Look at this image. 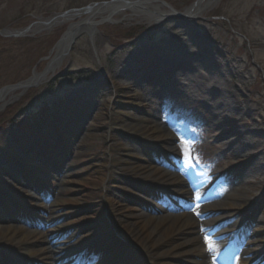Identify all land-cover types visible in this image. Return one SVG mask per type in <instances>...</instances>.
Returning a JSON list of instances; mask_svg holds the SVG:
<instances>
[{"label":"rangeland","instance_id":"rangeland-1","mask_svg":"<svg viewBox=\"0 0 264 264\" xmlns=\"http://www.w3.org/2000/svg\"><path fill=\"white\" fill-rule=\"evenodd\" d=\"M108 1L0 0V30L21 31L55 13ZM151 1L170 13L151 25L134 15L132 8L105 23L101 21L106 20V15L97 17L95 22L99 23L94 29L83 30L45 84L14 91L5 98L0 108V168L10 176L0 170V184L10 186L14 194L0 188V226L43 230L39 225L47 220L55 228L70 224L60 238L63 242L71 237L69 248L79 249L83 240L93 247L102 245L101 255L117 257L115 264H147L140 245L128 243L132 250L121 247L115 229L107 228L112 219L105 214V199L125 200L128 210L142 215H161L153 207L155 204L165 213L209 219L197 216L200 210L188 198L162 189L152 190L153 193L133 189L129 180L123 178L125 184L121 185L135 194L116 186L107 188L101 181L107 175L102 163L116 139L140 155L147 148L151 162L165 170L172 166L173 173L182 179L183 170L189 167L198 169L199 174L214 176V188H229L232 195L219 199L214 198L213 189L202 195L198 183V194L194 193L191 200L199 195L198 205H209L212 200L235 205V211L223 207L214 215L224 217L218 229L240 230L232 240L235 255L245 241L264 240V229L255 233L256 225L249 221L252 215L264 218V193L260 194L264 188V0H216L197 17L185 13L197 0ZM84 18L30 29L21 38L0 39V89L24 81L34 72L41 73L68 26ZM141 52L157 53L164 64L149 67L147 56L135 59L134 55ZM118 60L127 72L119 74L115 70ZM170 61L190 66L198 80L191 81L187 73L184 80L178 66L167 65ZM127 80L135 82L132 90ZM203 86L208 88L205 94ZM221 86L223 89L219 90ZM131 97L139 99L140 110L129 103ZM207 98L221 103L220 112L213 114ZM229 100L237 106L235 111ZM129 113L136 118L155 113L153 122L159 125L168 120L173 132L165 147L171 150L145 146L140 138L117 129L109 131L112 121L132 123L126 121L125 114ZM91 124L92 135L83 138ZM241 130L247 131L241 136L250 138L253 146L243 147L241 136L237 137ZM239 146L240 153L235 150ZM96 164L99 166L93 167ZM71 173L73 177L69 176ZM243 177L250 183L241 184ZM254 181L261 187L257 191ZM36 196L43 209L29 204L31 199L36 202ZM251 200H255L252 207L247 205ZM55 201L57 207L51 208ZM130 224L128 220L125 225ZM117 231L124 230L117 227ZM214 232L202 230L196 235L199 264L209 262L210 249L213 255L221 250L219 243L226 237ZM252 243L247 248L262 251L260 262L264 248Z\"/></svg>","mask_w":264,"mask_h":264},{"label":"bare ground","instance_id":"bare-ground-1","mask_svg":"<svg viewBox=\"0 0 264 264\" xmlns=\"http://www.w3.org/2000/svg\"><path fill=\"white\" fill-rule=\"evenodd\" d=\"M215 1L216 0H203L193 8L187 10L186 15L190 17L201 15V13L205 11V9L212 5ZM124 2L116 4L115 6H112L111 8H108L106 10H100L98 14L94 13L88 15V17H86L89 18L88 23L83 27L91 29L90 25L95 24V19L97 17L106 15L107 18L111 19L117 14H125V11L129 8H132L131 12L134 15L140 17L149 25L159 21L162 17H166L170 13L167 10L162 9V6L154 4L151 0H124ZM128 4H130V7ZM127 17L129 18L130 16ZM64 49L65 47L63 45L62 47L54 51L53 56H55V59H57L58 56L62 55ZM134 56L136 60L139 57L147 56V62L149 67H158L160 64H164L161 59L162 57H158L157 53L141 52V54L139 53V55L136 54ZM61 63L62 60L59 61L58 64L57 61L52 63L49 70L46 71V73L40 77L35 74V78L33 80V82H35L34 85L41 86L45 84L49 80V78L55 74L56 70L58 69ZM120 64L121 63L118 60L116 63L115 70L118 71L119 74L127 72V70L124 69L123 66ZM183 64L182 62L179 63L176 61H170L167 65H172V67L174 68H176L175 65L178 66L180 69V74L182 73V75L184 76V80H186L187 73L191 81H197L198 76H195V73H192V71H190V66L188 67L186 66V64ZM138 65L140 66V64ZM139 68L140 70L144 71V67L140 66ZM128 69H130L129 71L132 72H135L137 70H134L133 68ZM134 84L135 82H133L132 80H127V86L129 87V89L132 90ZM222 89L223 88L221 86L219 90ZM206 91H208V88L204 87V94ZM8 93L10 94V92H4L1 95L0 106L4 103ZM138 100L139 99L136 97H131L129 103L132 104L136 109L140 110L142 107L139 104ZM206 101L207 104L210 105L209 108L212 109L213 114H216L218 111L220 112L222 107V105H220V102L212 98H207ZM229 104L232 105L234 104V102L229 100ZM87 105L91 106V103H88ZM231 107V110L233 111L237 109V106H235V104ZM244 114L246 115L248 113L245 112ZM125 117L127 118L126 121H132V123L134 124L126 122L116 124L112 121L111 124H109L108 126L109 131L117 129L122 133L126 134L127 136L140 138L143 144H145V146H152L158 150H165L166 152L171 150H166L165 147V143L169 140V137L172 136L173 132L172 124L169 123L168 120H163L160 125L158 123H154L153 120L155 118V113H152L151 117L144 118H136V116L132 115L131 113L125 114ZM93 129L94 124H91L86 130V133L83 138L91 136ZM246 133L247 131L241 130V132L238 133L237 137L239 138L242 134ZM82 139H78L79 142L82 143ZM239 140L240 142L242 141L243 147H248V145H254L251 139L247 136H241V139L239 138ZM114 142L115 143L109 146L107 157H105L102 163L107 170V175H104L101 178V181L107 188H113L116 186V189H120L125 193L135 194L133 192L134 190L129 191L128 186L124 187L121 185L125 184V182L121 179L123 178L129 180V184L133 189L137 188L139 190H143L144 192L151 193H153V191H160L162 189V192L166 191L175 195L176 197L188 198L191 203H197L196 200H191L193 197H191L192 194L190 192L193 191V188L196 186V182L200 183V181L203 179L202 175L200 177L197 172L193 173L187 170L189 172V175H185V180H182L177 176L176 173H173L172 166H170L171 170H165L158 164L151 162L147 148L145 149V154L140 155L137 152H134L131 146H127L124 143L117 142L116 139ZM238 148L240 149V146L237 147V149L235 148V150L240 153V151H238ZM98 166V164L93 165V167ZM261 166L264 170V159ZM0 170L3 173H8L2 168H0ZM9 170L11 172L13 171V169ZM116 174L118 175L117 177L114 176ZM7 175L10 176L9 173ZM73 175L74 173H71L69 176L73 177ZM254 179L256 178L253 177V180ZM215 181L216 178L211 177L209 178V181H206L207 183L204 182L206 184L204 185V190L202 191V193H205L208 187L213 185ZM240 182L241 184H243L244 182V184L250 183L246 182V180L244 181V177L240 180ZM132 183H134V185ZM252 184L256 188V191L261 188L256 186V181H254ZM0 188L3 191L8 192L9 194H14L12 192L11 187L8 185L2 186V184H0ZM261 190L262 191H260V194L264 193V188H261ZM143 194L149 196L150 193ZM195 194L198 193L195 192ZM230 195L232 194L229 193V188L223 187L215 190L214 198L218 196L219 199H221V197H226L227 199V197H229ZM143 198L147 199L148 197ZM32 200L33 199L29 201V204L32 207L41 209L44 208V205H42V203L39 201L40 199L38 198V196L34 198L36 202ZM212 201L213 202L209 205L196 207V209L200 210L199 212L203 213L205 217H209V219L206 220H199L193 218L190 215L187 216L181 213H165V211H162L161 209L157 208L154 203H152L154 204L153 207L155 208V210H158L161 215H142L141 213H138V211H136L138 213L137 214L132 210H128L129 207L127 206V204L124 203L126 202L125 200L105 199V214L108 218H111L113 220H111L109 226L107 225V228L115 229L116 232L113 230L114 233L118 234L121 238V247H126L128 250H132L130 246H128V243L132 242L140 245L141 254L145 257L147 264H199L196 261V259L200 256L198 253H196V249L198 248V238L196 235L198 231L209 229H214V234L216 233V236H224L226 238L224 241L219 243V247L221 248V250L217 253V257L210 256V261L208 264H259V257L260 255H262V251L259 252L257 249L247 248V246L252 243V240L245 241L244 247L242 249H239L238 255L235 256V248L233 247L234 243L232 240L236 231L234 232V230H231L230 232L229 227L226 229H218L221 228L223 223L221 221L224 217H216L214 215L219 210H222L223 207H228L231 210L235 211V205L233 203H220V200ZM254 202L255 200H251L247 203V205H250V207H252L254 206ZM241 203L242 205H246V203L242 201ZM57 205L58 201H55L52 204L51 208L55 206L57 207ZM242 205H239L240 207L238 208L242 209ZM252 216L253 218L251 217L249 221L256 225L254 226L255 233L263 232L264 218L258 219V216ZM226 218H228V216L225 217V219ZM128 220L131 221V224L125 225L127 224ZM47 221L48 222L39 225L40 228H43V230L37 229L38 227L30 230L25 229L21 226H13L10 224L0 226V251L1 253H3V257L0 259V264H10L9 261L7 262L4 259L5 256L6 258H12V263L14 264H67V257H65V255H62L64 254L63 250L68 251V255L70 256L68 257L69 263L74 264L75 260L79 259L81 250L84 249L86 246H88L89 248L92 247L88 249L87 252L90 254L95 253L97 251H100V253L104 251L102 250V247H100L102 245L98 246L96 244L97 246L93 247L92 244H89L86 241L83 242V240L79 242V246L81 247L80 249L77 248V250L71 251L72 248H68L67 243L68 241H70L71 237L66 238L65 242L59 241L60 238L64 236L67 226L68 228L70 227V224L55 228L54 226H52L51 220ZM249 221L248 224H251ZM116 226L118 228L123 229V233L117 231ZM261 240L260 242L254 241L252 244L254 246L258 244L263 250L264 240ZM47 244L50 249H47ZM138 255L140 256L139 253ZM247 255L249 256L245 257ZM108 258L111 257L102 256L101 259L96 261L95 264H105ZM119 264H121V262H119Z\"/></svg>","mask_w":264,"mask_h":264},{"label":"water","instance_id":"water-1","mask_svg":"<svg viewBox=\"0 0 264 264\" xmlns=\"http://www.w3.org/2000/svg\"><path fill=\"white\" fill-rule=\"evenodd\" d=\"M201 1L203 0H197L196 2H194L189 8L186 9L189 10L191 8H193L194 6H196L197 4H199ZM124 0H111L109 2H103V3H95V4H91L87 7L78 9V10H69L67 12H64L62 14H56L53 18L46 20L45 23L42 24H34L32 27H36L38 25H42V26H46V27H51L53 25H55L58 22H63V21H67L70 20L72 18H76L79 17L81 15H86L88 17V15L90 14H98V12L100 10H106L108 8H111L112 6H115L116 4H120L123 3ZM125 3V2H124ZM185 11V12H186ZM188 16V15H187ZM91 17V16H90ZM88 19L89 18H85L81 21H79L78 23L74 24V25H70L66 32L61 36V38L58 40V42L56 43V45L54 46V48L52 49L51 52L55 51L56 49H59L60 47H62L64 45L65 49L62 53V55L58 56L57 59H55V56L50 60V62L47 64L46 68L44 69V71L42 72V74L37 75V76H42L46 73V71L49 70V68L51 67V64L57 61V64L59 63V61H61L65 56L68 55L72 45L74 44L75 40L80 36V34L83 32V30H87L86 27H83L84 25H86L88 23ZM108 20H110L109 18H107L106 20H102V23L107 22ZM98 24L95 23L94 25L91 24V29H94V26ZM89 25V24H88ZM29 32V28L21 31V32H17L16 34H11L9 32L6 31H0V36H6V37H23L25 34H27ZM35 78V75L33 74V76L24 81V82H20L16 85L13 86H9V87H4L0 90V97L4 92H8V91H12V90H17V89H22V91H25L27 88L32 87V86H36L34 85L35 82H33Z\"/></svg>","mask_w":264,"mask_h":264},{"label":"snow or ice","instance_id":"snow-or-ice-1","mask_svg":"<svg viewBox=\"0 0 264 264\" xmlns=\"http://www.w3.org/2000/svg\"><path fill=\"white\" fill-rule=\"evenodd\" d=\"M200 199H201V197H200L199 195H197L196 198H195V200H196L197 202H198ZM192 210H195V208H193ZM200 215H203V213H201V212H197V216H200ZM206 240H207V238H206ZM210 248H211V246H210Z\"/></svg>","mask_w":264,"mask_h":264}]
</instances>
